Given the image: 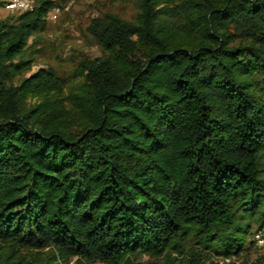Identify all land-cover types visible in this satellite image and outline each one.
<instances>
[{
	"label": "trees",
	"instance_id": "trees-1",
	"mask_svg": "<svg viewBox=\"0 0 264 264\" xmlns=\"http://www.w3.org/2000/svg\"><path fill=\"white\" fill-rule=\"evenodd\" d=\"M138 1V24L93 22L119 58L66 94L43 68L14 84L52 1L0 22L1 243L122 264L194 239L229 258L264 228V0L182 3L195 40Z\"/></svg>",
	"mask_w": 264,
	"mask_h": 264
},
{
	"label": "rangeland",
	"instance_id": "rangeland-1",
	"mask_svg": "<svg viewBox=\"0 0 264 264\" xmlns=\"http://www.w3.org/2000/svg\"><path fill=\"white\" fill-rule=\"evenodd\" d=\"M52 10L46 17L45 26L31 32L27 41L24 60H30V68L14 79L19 82L40 68L52 71L64 94L79 91L86 82L85 64L102 60L114 62L119 56L103 48L93 22L106 15H114L128 23L138 24L141 19V5L138 0H51ZM191 1L198 9L207 0H159L155 9L162 22L168 23L171 33L178 39L183 35L195 40L198 30L183 14L177 13L182 3ZM214 2L217 0H208ZM20 13L6 8L0 0V22L16 23ZM18 60H15L16 63ZM26 104L31 100L27 99ZM68 107V105H65ZM69 122L75 124L76 120ZM258 167L264 177V156L259 158ZM196 253L206 264H264V228L253 226L243 251L229 258L217 256L203 248L196 240L186 241L182 247L171 249L165 255L143 254L129 257L122 264H188L191 254ZM0 264H104L73 257L63 259L53 248L41 250L12 248L0 242Z\"/></svg>",
	"mask_w": 264,
	"mask_h": 264
},
{
	"label": "built area",
	"instance_id": "built-area-1",
	"mask_svg": "<svg viewBox=\"0 0 264 264\" xmlns=\"http://www.w3.org/2000/svg\"><path fill=\"white\" fill-rule=\"evenodd\" d=\"M6 8L15 13L31 11L36 6V0H5Z\"/></svg>",
	"mask_w": 264,
	"mask_h": 264
}]
</instances>
